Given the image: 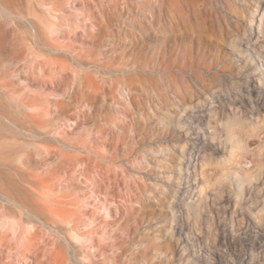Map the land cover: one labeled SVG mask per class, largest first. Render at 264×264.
I'll return each instance as SVG.
<instances>
[{
    "label": "rangeland",
    "instance_id": "374dc122",
    "mask_svg": "<svg viewBox=\"0 0 264 264\" xmlns=\"http://www.w3.org/2000/svg\"><path fill=\"white\" fill-rule=\"evenodd\" d=\"M263 63L264 0H0V264H264Z\"/></svg>",
    "mask_w": 264,
    "mask_h": 264
},
{
    "label": "bare ground",
    "instance_id": "6f19581e",
    "mask_svg": "<svg viewBox=\"0 0 264 264\" xmlns=\"http://www.w3.org/2000/svg\"><path fill=\"white\" fill-rule=\"evenodd\" d=\"M261 22L262 21H260V23ZM258 33L260 35L261 31L259 30ZM258 44H259V42H258V40H256L254 42V47H253L254 48L253 53H255V54H258L257 53L258 49L256 51V48H258ZM263 66H264V63H263ZM26 192L29 194V196H31V197L35 196L38 199H36V200L33 199V202L28 203L25 200L23 201L22 198L15 196V195H12V199H13V201L17 207H19L20 209L23 208L28 213V215L31 214L32 212L33 213L39 212L42 209L43 212H45V214H43V215H45L48 218H51L53 221L59 222V223H62L64 221L63 212L53 210V208H51L48 204L47 198H48V196H52L51 194L54 191H26ZM18 214H19L18 220H10V221H4L3 219H2V221L0 220V228H2L1 230L2 231L3 230L11 231L16 242L19 241L18 237H19L20 233L25 230V226H24V225H26L25 222H27V220H28L27 223H31L28 216L24 217V214L22 212H19ZM24 218L26 219V221L24 220ZM31 226L29 225V227H31ZM76 238H77V236H76ZM30 248H31V240H29L28 243H22V250L20 251V255L23 257H27L28 254L31 252Z\"/></svg>",
    "mask_w": 264,
    "mask_h": 264
}]
</instances>
